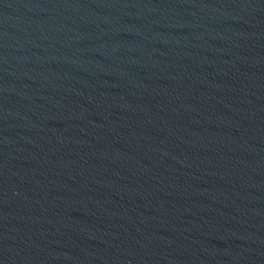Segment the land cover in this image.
Instances as JSON below:
<instances>
[{
  "label": "water",
  "instance_id": "1",
  "mask_svg": "<svg viewBox=\"0 0 264 264\" xmlns=\"http://www.w3.org/2000/svg\"><path fill=\"white\" fill-rule=\"evenodd\" d=\"M0 264H264V0H0Z\"/></svg>",
  "mask_w": 264,
  "mask_h": 264
}]
</instances>
